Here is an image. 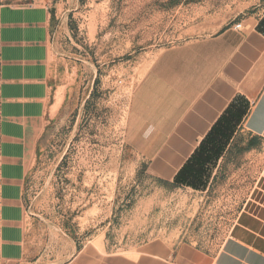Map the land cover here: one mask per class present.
I'll return each instance as SVG.
<instances>
[{
	"label": "rangeland",
	"instance_id": "374dc122",
	"mask_svg": "<svg viewBox=\"0 0 264 264\" xmlns=\"http://www.w3.org/2000/svg\"><path fill=\"white\" fill-rule=\"evenodd\" d=\"M10 3L49 7L56 92L21 193L19 257L4 251L0 180V264H64L98 239L108 252L163 239L216 253L261 172L263 143L238 133L220 160L167 181L127 144V116L161 48L202 24L257 16L264 0H0Z\"/></svg>",
	"mask_w": 264,
	"mask_h": 264
},
{
	"label": "crops",
	"instance_id": "0c3cea01",
	"mask_svg": "<svg viewBox=\"0 0 264 264\" xmlns=\"http://www.w3.org/2000/svg\"><path fill=\"white\" fill-rule=\"evenodd\" d=\"M51 20L46 4L0 6L2 238L9 257L22 252L21 193L56 92ZM214 28L202 24L200 34L161 48L132 93L125 140L167 181L184 180L200 160H220L238 133L264 149V12ZM64 264H264V162L216 253L163 239L108 252L98 239Z\"/></svg>",
	"mask_w": 264,
	"mask_h": 264
},
{
	"label": "built area",
	"instance_id": "2783aa9c",
	"mask_svg": "<svg viewBox=\"0 0 264 264\" xmlns=\"http://www.w3.org/2000/svg\"><path fill=\"white\" fill-rule=\"evenodd\" d=\"M241 24H242L241 22H238L235 24V27L239 29V28H241Z\"/></svg>",
	"mask_w": 264,
	"mask_h": 264
}]
</instances>
